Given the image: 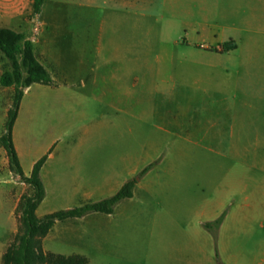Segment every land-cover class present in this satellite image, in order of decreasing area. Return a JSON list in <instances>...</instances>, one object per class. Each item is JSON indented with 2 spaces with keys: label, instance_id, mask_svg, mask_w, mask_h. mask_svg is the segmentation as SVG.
Listing matches in <instances>:
<instances>
[{
  "label": "rangeland",
  "instance_id": "obj_1",
  "mask_svg": "<svg viewBox=\"0 0 264 264\" xmlns=\"http://www.w3.org/2000/svg\"><path fill=\"white\" fill-rule=\"evenodd\" d=\"M22 5L31 13L0 27L21 32L26 22H68L55 55L75 84L48 94L34 85L27 96L54 102L24 128L29 148L55 147L44 173L49 199L38 216L93 203L64 200L91 165L107 168L99 201L139 180L133 198L112 215L58 223L40 240L44 252L82 255L90 264H264V218L213 225L227 219L228 202L219 214L220 188L243 160L213 152L210 136L199 138L211 126L213 65L229 46L222 40L240 26L228 22L227 0H46L38 16L33 0ZM94 63L106 76L105 90H84ZM11 69L0 52V78ZM18 91L0 83V136ZM101 94L106 98L96 102ZM84 100L90 105L76 104ZM33 193L0 155V264L20 230L21 200Z\"/></svg>",
  "mask_w": 264,
  "mask_h": 264
},
{
  "label": "crops",
  "instance_id": "obj_2",
  "mask_svg": "<svg viewBox=\"0 0 264 264\" xmlns=\"http://www.w3.org/2000/svg\"><path fill=\"white\" fill-rule=\"evenodd\" d=\"M22 3L23 0H0V22H10L14 16L24 17L30 14L31 9L22 7ZM227 4L228 22H239L240 26L232 29L228 37L222 40L228 42L229 46L226 51L219 50L218 66L213 65L217 77L214 78L212 90L211 126L199 134L202 142L211 137L213 152L227 155L232 160H243L242 163L234 164V169L231 168L220 188L219 214L225 203H229L227 219L221 228L230 218L244 220L264 218V0H227ZM67 26H69L68 22H26L25 28L18 32L32 42L37 60L53 81V85L35 84L47 94L70 90L75 86L68 74L61 72L59 60L55 55V49L59 43H63L60 38L66 35ZM100 54H97L96 62L97 59H101ZM101 71V67H96L94 63V67L83 79L84 90L106 89V85L102 86V77L106 80V76H102ZM33 87L34 85L28 88L21 101L13 140L27 177L31 176L36 163L48 156L41 172L46 198L38 208V215L42 205L49 199L48 183L44 179V173L50 161L56 160L55 147L52 143L47 145L45 150L29 148L25 141L24 128L27 119L38 116V108L42 105H54V102L39 99L26 102L28 93ZM104 98L106 95L101 94L95 99L97 102L103 101ZM111 102L118 107L117 101ZM81 103L90 105L91 101L84 100L76 104ZM29 106H36L37 109L30 111ZM91 133V127L84 131L86 137ZM6 154V151L0 148V155L6 156ZM60 157L63 162L64 158ZM78 171L83 172L82 169ZM106 172V167L102 169L101 165H91L86 169L87 174L84 173L83 182L77 181L75 190L68 193L64 200L98 202L102 188L106 187Z\"/></svg>",
  "mask_w": 264,
  "mask_h": 264
},
{
  "label": "trees",
  "instance_id": "obj_3",
  "mask_svg": "<svg viewBox=\"0 0 264 264\" xmlns=\"http://www.w3.org/2000/svg\"><path fill=\"white\" fill-rule=\"evenodd\" d=\"M46 0H33V13L38 16L42 13ZM0 52L10 62L11 70L5 71L0 78L2 87H16L19 91L14 98L13 106L8 112L4 133L0 136V148L8 156L9 169L20 182L29 185L34 193L24 196L19 206L20 230L13 244L5 252L3 264H90V260L82 255H59L44 252L40 243L60 222L82 219L91 214L112 215L117 205L132 199L139 180L132 179L126 182L113 196L95 203H87L79 207L61 210L48 214L42 218L37 215L38 208L46 198V190L42 181L41 172L48 156L43 157L34 166L30 177L24 174L15 144L13 131L17 121L24 90L35 84L53 85L46 69L37 60L31 41L26 40L22 33L9 28H0ZM151 166L141 172L146 175ZM225 219L223 214L213 225L219 229ZM207 228L211 224H206Z\"/></svg>",
  "mask_w": 264,
  "mask_h": 264
}]
</instances>
